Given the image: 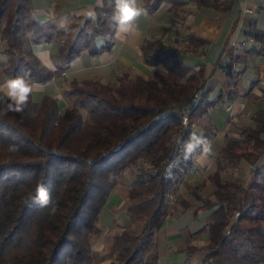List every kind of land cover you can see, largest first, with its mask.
I'll use <instances>...</instances> for the list:
<instances>
[{
  "label": "trees",
  "instance_id": "obj_1",
  "mask_svg": "<svg viewBox=\"0 0 264 264\" xmlns=\"http://www.w3.org/2000/svg\"><path fill=\"white\" fill-rule=\"evenodd\" d=\"M158 1L142 6L151 10ZM192 1L226 10L233 0ZM101 4L59 27L52 20L34 19L30 0H0V75L9 81L58 80L65 100L58 109L51 94L29 95L23 111L13 112L5 111L7 98L0 92V264H153L156 230L191 163L193 153L185 158V146L193 137L204 142L210 137L207 124L198 126L199 117L214 102L233 98L243 71L237 63L264 49V29L248 20L241 31L257 44L235 52L221 47L225 59L213 61L207 73L202 62L195 68L184 63V54L199 52L205 42L186 33L183 49L161 36L139 42L141 60L160 65L145 77L125 69L110 82L95 76L65 78L74 56L98 54L110 46L115 0ZM182 4L170 0L163 32L178 26ZM41 41L56 44L50 53L55 71L33 52L32 45ZM217 65L225 79L215 89ZM214 162L208 174L212 197L192 206L205 211L197 230L204 239L197 244L185 238V255H196L193 264H262L264 104L253 112L250 124L216 147ZM240 163L246 166L242 178L232 171L228 178L220 177L227 168L238 171ZM126 168L131 171L124 206L128 223L108 234L103 249L95 251L91 245L101 230L97 213ZM40 183L55 212L51 204L32 202Z\"/></svg>",
  "mask_w": 264,
  "mask_h": 264
},
{
  "label": "crops",
  "instance_id": "obj_2",
  "mask_svg": "<svg viewBox=\"0 0 264 264\" xmlns=\"http://www.w3.org/2000/svg\"><path fill=\"white\" fill-rule=\"evenodd\" d=\"M181 1L183 4L178 9L182 14V20L176 28L163 32L162 25L168 21L170 15L168 8L170 0H159L151 10H146L142 6L143 2L150 3L151 0H138V6L144 9V14L137 18L131 30L119 32L115 21L109 48L93 55L84 51L80 52L69 61L64 77L82 79L95 76L101 82H110L114 80L116 73L125 69L145 77L153 67L160 65H148L141 60L139 42L143 38L161 36L164 41L183 49L186 33H192L204 39L205 42L199 45V52H186L183 58L184 63L195 68L202 62L204 72L207 73L213 61L217 58L219 61L225 59L223 53L219 54L221 47L231 48L235 52L240 51L242 47L257 44L241 31L248 20H251L255 27L264 29V0H233L226 10L197 6L192 0ZM101 2L98 3V0H30L31 14L34 19L52 20L59 27L66 25L76 16L88 15L93 6ZM55 48L56 44L52 41H41L32 45L35 55L37 52H46L48 59ZM1 49L0 36V62L3 60ZM39 60L44 64L41 59ZM236 67H243V71L237 80L233 98L214 102L199 117L198 126L207 124L211 131L210 137L205 141L209 151L204 153V144L194 151L190 166L184 170L175 191L170 195L172 207L155 233L153 264H193L196 255L192 254L188 257L185 255L183 241L187 238L199 244L204 239V233L197 230L203 224L205 211H193L192 206L205 196L212 197L213 186L208 179V174L215 167L216 147L224 142L226 136L235 134L240 126L250 124L253 112L264 104V49L261 53L247 56L238 62ZM212 77L215 80L214 88L216 89L225 79L220 66L217 65L214 68ZM7 81L9 80L0 75V85H4ZM28 83L32 86L30 95L33 98H37L41 93H48L56 98L58 109H62L65 105V100L59 91L58 80ZM130 174L131 171L127 168L122 172L97 213L101 230L91 245L95 251L103 249L105 236L119 225L128 223L124 206L126 182ZM219 175L225 179L229 177V174L225 176L222 171Z\"/></svg>",
  "mask_w": 264,
  "mask_h": 264
},
{
  "label": "clouds",
  "instance_id": "obj_3",
  "mask_svg": "<svg viewBox=\"0 0 264 264\" xmlns=\"http://www.w3.org/2000/svg\"><path fill=\"white\" fill-rule=\"evenodd\" d=\"M100 2L101 0H98V3ZM115 7L116 15L114 19L118 25L119 32L130 31L137 18L144 14V9L138 6V0H115ZM36 56L41 59L46 68L51 71L56 70L52 61L47 58L48 53L37 52ZM32 90V86L23 78L12 79L4 85H0V92H3L4 97L7 98L5 111L22 112L28 103ZM4 97H0V100ZM200 144H204V153L209 151V146L206 142L200 138L193 137L192 142L187 143L185 146V158L194 153ZM32 202L38 203L41 207H48L51 204V210L55 212V205L43 183L37 186Z\"/></svg>",
  "mask_w": 264,
  "mask_h": 264
},
{
  "label": "rangeland",
  "instance_id": "obj_4",
  "mask_svg": "<svg viewBox=\"0 0 264 264\" xmlns=\"http://www.w3.org/2000/svg\"><path fill=\"white\" fill-rule=\"evenodd\" d=\"M194 127H195V125H194ZM127 169H129V168H127ZM229 171H232L233 174H235V177L239 176L240 178H242V176H244V174H245L246 166H244V163L239 164V170L238 171H236L234 169L227 168L226 170L222 171V174H224L226 176L229 174L228 173ZM106 237L107 236L104 237L103 242L105 241ZM94 264H106V260L98 261V262H95Z\"/></svg>",
  "mask_w": 264,
  "mask_h": 264
},
{
  "label": "built area",
  "instance_id": "obj_5",
  "mask_svg": "<svg viewBox=\"0 0 264 264\" xmlns=\"http://www.w3.org/2000/svg\"><path fill=\"white\" fill-rule=\"evenodd\" d=\"M203 144L200 145V147H202ZM200 147H197L196 149L200 148ZM170 163L166 166V169L169 167Z\"/></svg>",
  "mask_w": 264,
  "mask_h": 264
}]
</instances>
